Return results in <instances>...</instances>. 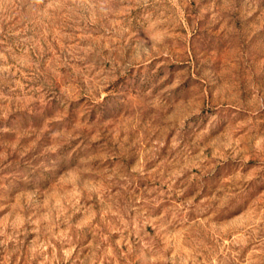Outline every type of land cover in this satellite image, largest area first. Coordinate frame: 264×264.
Masks as SVG:
<instances>
[{"label": "rangeland", "instance_id": "obj_1", "mask_svg": "<svg viewBox=\"0 0 264 264\" xmlns=\"http://www.w3.org/2000/svg\"><path fill=\"white\" fill-rule=\"evenodd\" d=\"M0 264H264V0H0Z\"/></svg>", "mask_w": 264, "mask_h": 264}]
</instances>
